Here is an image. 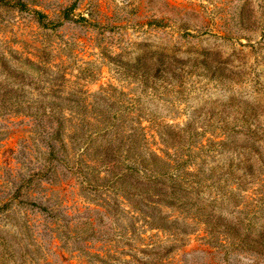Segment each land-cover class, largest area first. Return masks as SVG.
Returning <instances> with one entry per match:
<instances>
[{
	"label": "rangeland",
	"instance_id": "rangeland-1",
	"mask_svg": "<svg viewBox=\"0 0 264 264\" xmlns=\"http://www.w3.org/2000/svg\"><path fill=\"white\" fill-rule=\"evenodd\" d=\"M0 264H264V0H0Z\"/></svg>",
	"mask_w": 264,
	"mask_h": 264
},
{
	"label": "trees",
	"instance_id": "trees-1",
	"mask_svg": "<svg viewBox=\"0 0 264 264\" xmlns=\"http://www.w3.org/2000/svg\"><path fill=\"white\" fill-rule=\"evenodd\" d=\"M134 148V147H133ZM133 148H131V149H133ZM87 150V149H86ZM88 150H89V148H88ZM89 153V152H88ZM102 152L100 153V155H99V152L96 150V151H93V154H91V152L89 153V158L92 160V161H99L100 162V164L102 165V166H105V168H109L108 166V164L111 162V161H113V160H116L117 161V159H116V156L114 155V154H112L110 151L109 152H105L104 154H102ZM134 155V154H133ZM99 156V157H98ZM99 158H101L100 160H99ZM119 161V160H118ZM96 162V163H97ZM155 173H158V176L159 175H161V170L160 171H154ZM215 228H218V226L216 225V227H213V229L215 230ZM236 238L238 239V240H240L241 241V236H240V234H237L236 235Z\"/></svg>",
	"mask_w": 264,
	"mask_h": 264
}]
</instances>
